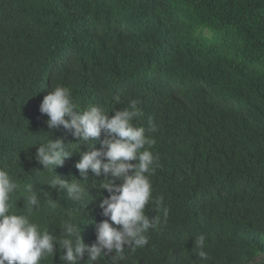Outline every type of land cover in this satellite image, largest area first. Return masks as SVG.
I'll return each mask as SVG.
<instances>
[{"label":"trees","instance_id":"16d2710c","mask_svg":"<svg viewBox=\"0 0 264 264\" xmlns=\"http://www.w3.org/2000/svg\"><path fill=\"white\" fill-rule=\"evenodd\" d=\"M56 86L109 116L137 101L143 116L133 123L155 141L150 180L168 216L144 248L125 245L119 264H264V0H0V168L21 188L33 182L42 228L59 236L71 220L91 246L109 219L98 205L109 195L103 173L79 181L92 197L84 208L44 184L54 174L38 170L35 152L49 138L91 151L104 133L78 146L71 129H48L39 105ZM75 151L54 168L60 178L83 179ZM145 212L162 215L151 204ZM200 234L206 261L196 255ZM61 254L42 264H67Z\"/></svg>","mask_w":264,"mask_h":264},{"label":"clouds","instance_id":"9594fccd","mask_svg":"<svg viewBox=\"0 0 264 264\" xmlns=\"http://www.w3.org/2000/svg\"><path fill=\"white\" fill-rule=\"evenodd\" d=\"M74 109H80V113L77 114ZM39 111L48 117L45 122L48 129L61 126L71 129L75 141L79 142L78 146L88 144L104 133L100 147L91 151H80V147L79 151H75L62 139L49 138L39 143L35 159L42 166L38 170H48L54 174L44 184L57 192H66L70 201L83 203L84 208L92 203L88 202L92 197L86 199V196L90 197L86 184L79 181H87L89 171L94 176L103 173L104 179L99 186L106 189L109 195L97 199L101 216L103 211V215L109 219H99L100 223L95 225L96 240L91 246L83 243L80 224L77 226L71 220L61 221L59 236L53 235L52 230L42 228L34 219L41 207V200L33 182L25 183L21 188L10 168H0V264H42L49 258L52 261L57 252L62 253L60 259L67 264H78L85 254L87 264H99L101 258L112 259L113 264H119L125 259V245L130 252L144 248L149 242V230L156 229L168 216V209L163 206V196L153 197L150 180L158 166V157L149 150L155 141L145 135L143 127L133 123L134 119L143 116V112L135 100L130 101L127 108L115 110L111 116L95 104L81 109L75 103L71 90L65 86L51 88L43 97ZM149 125L154 131L155 125L151 121ZM73 151L80 154L75 167L83 179L69 181L60 178L53 170L62 165ZM109 174L121 183L115 184L107 179ZM18 196L23 199L22 212L14 211ZM56 204L53 198L47 201L52 208ZM149 204L162 215H147L145 209ZM206 239L204 234L194 238L199 250L196 255L201 261L209 259L203 250ZM168 258H173V255Z\"/></svg>","mask_w":264,"mask_h":264}]
</instances>
